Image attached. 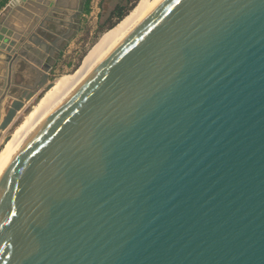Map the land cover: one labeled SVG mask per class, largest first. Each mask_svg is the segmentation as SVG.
Wrapping results in <instances>:
<instances>
[{
	"label": "water",
	"instance_id": "1",
	"mask_svg": "<svg viewBox=\"0 0 264 264\" xmlns=\"http://www.w3.org/2000/svg\"><path fill=\"white\" fill-rule=\"evenodd\" d=\"M79 3L0 14V142ZM0 264H264V0H161L126 32L1 171Z\"/></svg>",
	"mask_w": 264,
	"mask_h": 264
},
{
	"label": "bare ground",
	"instance_id": "2",
	"mask_svg": "<svg viewBox=\"0 0 264 264\" xmlns=\"http://www.w3.org/2000/svg\"><path fill=\"white\" fill-rule=\"evenodd\" d=\"M161 0H140L136 7L117 26L107 32L95 47L84 58L82 65L75 74L62 77L55 81L34 108L27 114L11 138L0 152V173L8 162L21 148L35 128L55 109L70 93L78 82L94 67L96 62L120 38L135 26Z\"/></svg>",
	"mask_w": 264,
	"mask_h": 264
},
{
	"label": "rangeland",
	"instance_id": "3",
	"mask_svg": "<svg viewBox=\"0 0 264 264\" xmlns=\"http://www.w3.org/2000/svg\"><path fill=\"white\" fill-rule=\"evenodd\" d=\"M140 0H112L110 5L106 0H90L88 9L84 7L76 31L61 49L58 59L53 65L50 81L55 82L62 77H68L80 68L84 58L98 44L101 38L117 26L136 7ZM87 3V2H86ZM107 5L106 12L103 13V6ZM126 9V15L118 20L116 13ZM111 23L114 26L109 28ZM39 100L34 101L28 112L22 111L15 124L7 131L5 136L14 134L19 125L24 121L27 114L36 106ZM9 138V139H10ZM7 142L1 140L0 152Z\"/></svg>",
	"mask_w": 264,
	"mask_h": 264
},
{
	"label": "flooded vegetation",
	"instance_id": "4",
	"mask_svg": "<svg viewBox=\"0 0 264 264\" xmlns=\"http://www.w3.org/2000/svg\"><path fill=\"white\" fill-rule=\"evenodd\" d=\"M108 1L112 2V0H108ZM86 2L87 0H80L79 6L83 8V11H84V7L86 6ZM65 15L67 16V11L62 14L55 13L51 20L45 21L46 22L45 27L42 30L41 29L38 30L39 35L44 39L54 41L57 38V36L65 34L67 30ZM28 19L33 20L32 18H28ZM63 25L65 26V28L63 27ZM76 26L77 24L75 23V27ZM75 27L74 26L71 27L73 33L76 31L77 27L76 28ZM66 42L67 41L65 40L63 46L65 45Z\"/></svg>",
	"mask_w": 264,
	"mask_h": 264
},
{
	"label": "crops",
	"instance_id": "5",
	"mask_svg": "<svg viewBox=\"0 0 264 264\" xmlns=\"http://www.w3.org/2000/svg\"><path fill=\"white\" fill-rule=\"evenodd\" d=\"M7 1L5 2V4L4 5H0V7H1V9H0V14L4 11V9L6 8V6H8L7 4ZM66 16V15H65ZM25 25H27V24H25ZM28 26V25H27ZM63 27L65 28V26L63 25ZM19 29H22L23 31H25L26 30V28H22L21 26L20 27H18ZM46 41H49V42H51L50 40H47V39H45ZM63 47V46H62ZM62 49V48H61ZM60 53H61V50H60ZM60 53H59V55H60ZM59 55H58V57H59ZM58 57L57 58H55V59H50V62H52V64L53 65H55V61L58 59ZM5 68H4V60H2L1 58H0V93L2 92L1 91V85L3 84L2 83V81H3V79L5 80V77H6V75H4V73H5V70H4ZM28 77H31V70H30V67H28L26 64H24V63H19L18 65H17V67H16V71H15V73H14V75H13V80H15L16 82H27V78Z\"/></svg>",
	"mask_w": 264,
	"mask_h": 264
},
{
	"label": "trees",
	"instance_id": "6",
	"mask_svg": "<svg viewBox=\"0 0 264 264\" xmlns=\"http://www.w3.org/2000/svg\"><path fill=\"white\" fill-rule=\"evenodd\" d=\"M6 1H7V0H0V5H1V6L4 5ZM89 1H90V0H87V3H86V9H88ZM125 11H126V9H125V10L118 11V12L116 13V16L118 17V20H121V19L126 15V12H125ZM114 25H115V23H111V24L109 25V28L112 27V26H114Z\"/></svg>",
	"mask_w": 264,
	"mask_h": 264
},
{
	"label": "built area",
	"instance_id": "7",
	"mask_svg": "<svg viewBox=\"0 0 264 264\" xmlns=\"http://www.w3.org/2000/svg\"><path fill=\"white\" fill-rule=\"evenodd\" d=\"M11 1H12V0H7V3H6V4L9 5V3H10ZM0 9H1V7H0Z\"/></svg>",
	"mask_w": 264,
	"mask_h": 264
}]
</instances>
